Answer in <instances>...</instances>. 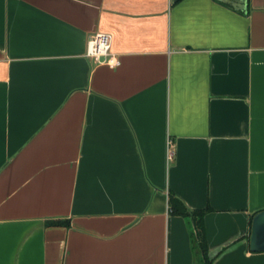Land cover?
Wrapping results in <instances>:
<instances>
[{"label": "crops", "instance_id": "1", "mask_svg": "<svg viewBox=\"0 0 264 264\" xmlns=\"http://www.w3.org/2000/svg\"><path fill=\"white\" fill-rule=\"evenodd\" d=\"M170 192L264 264V0H0V264H197Z\"/></svg>", "mask_w": 264, "mask_h": 264}, {"label": "trees", "instance_id": "2", "mask_svg": "<svg viewBox=\"0 0 264 264\" xmlns=\"http://www.w3.org/2000/svg\"><path fill=\"white\" fill-rule=\"evenodd\" d=\"M169 206L170 212L173 215L189 217L193 221L192 233L196 263L213 264V259L209 255V246L206 240L203 223L204 215L210 210V208L206 210L190 211L173 192H170L169 194ZM254 216H252V221ZM46 223L47 225L64 224V222L61 220H49Z\"/></svg>", "mask_w": 264, "mask_h": 264}, {"label": "built area", "instance_id": "3", "mask_svg": "<svg viewBox=\"0 0 264 264\" xmlns=\"http://www.w3.org/2000/svg\"><path fill=\"white\" fill-rule=\"evenodd\" d=\"M87 55L111 68H116L121 64L117 54L111 50L110 37L104 33L95 34V36L89 41Z\"/></svg>", "mask_w": 264, "mask_h": 264}, {"label": "water", "instance_id": "4", "mask_svg": "<svg viewBox=\"0 0 264 264\" xmlns=\"http://www.w3.org/2000/svg\"><path fill=\"white\" fill-rule=\"evenodd\" d=\"M250 249L253 252H264V210L253 217L250 232Z\"/></svg>", "mask_w": 264, "mask_h": 264}]
</instances>
